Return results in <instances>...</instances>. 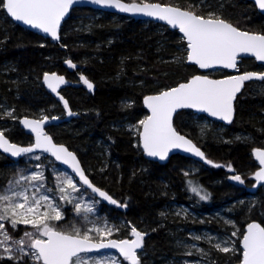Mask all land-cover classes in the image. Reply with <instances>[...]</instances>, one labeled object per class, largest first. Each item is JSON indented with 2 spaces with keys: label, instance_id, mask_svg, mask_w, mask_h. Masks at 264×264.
<instances>
[{
  "label": "trees",
  "instance_id": "1",
  "mask_svg": "<svg viewBox=\"0 0 264 264\" xmlns=\"http://www.w3.org/2000/svg\"><path fill=\"white\" fill-rule=\"evenodd\" d=\"M125 1L174 5L204 17L213 8L220 13V18L239 29L264 34V15L246 0ZM60 35V45H55L50 39L14 23L0 7V119L8 122L0 126L8 128L4 133L13 142L29 145L32 137L20 128L21 117L63 114V107L45 90L42 78L48 72H58L77 81L76 74L69 73L64 66L70 57L79 66L78 71L95 84L96 90L91 94L82 87L64 88L62 94L79 117L50 127L48 133L57 143L75 151L92 181L127 210L103 206L148 233L145 248L155 262L144 264H163L162 256L173 255L170 242L176 225L163 215L173 198L185 202L189 196L198 202L197 193L192 191L195 187L209 194L210 203L216 206L235 193L227 190L226 181L219 185L229 174L240 175L248 185L253 182L252 174L258 165L252 151L264 148V80L246 83L236 100L235 119L229 126L214 121L204 125V116L188 110L176 115L175 127L202 148L207 159L222 165L216 169L209 164L206 170L185 175L178 168L190 163V159L176 155L165 165L149 161L144 158L140 144L135 146L136 138L115 127L124 119L146 117L144 97L177 86L200 73L195 65L187 64V43L179 32L150 21L79 7L72 10ZM239 69L240 72L263 70L250 58L243 59ZM226 74L218 71L210 76L219 78ZM128 102L132 105H127ZM7 110H11L15 120L11 127L8 124L12 118ZM100 140L105 143L109 162L114 165L97 176L89 173L88 168L94 167L96 171L104 159L87 160L83 152L88 151L92 156L99 154ZM43 158L51 159L44 154ZM9 162L6 156L0 157V182L8 176ZM262 188L253 194L261 193ZM234 216L241 235L252 220L264 225V193L259 196L256 209L246 214L237 212ZM62 231L70 232L67 228ZM121 237L125 239L127 234L124 232ZM215 257L218 264H237L242 255L229 258L227 254L217 253Z\"/></svg>",
  "mask_w": 264,
  "mask_h": 264
},
{
  "label": "snow or ice",
  "instance_id": "2",
  "mask_svg": "<svg viewBox=\"0 0 264 264\" xmlns=\"http://www.w3.org/2000/svg\"><path fill=\"white\" fill-rule=\"evenodd\" d=\"M75 2L76 0H0V7L5 9L14 20L22 21L26 25L50 34L53 39H58L57 30L60 23L70 6ZM91 2L107 7H115L120 11L141 12L144 15L164 20L174 28L178 27L187 40V48L190 49L187 53V61L198 65L201 69L217 66L236 69L238 57L242 53L251 54L256 60L264 62V34H250L240 31L215 13H209L207 17H204L189 10L161 6L156 3L137 5L135 3H121L120 0H91ZM256 2L260 8L264 9V0H256ZM69 64L74 67L71 62ZM253 77L264 80V73H246L229 76L223 80H212L207 76L197 75L189 82L182 83L178 87L162 91L159 95L147 97L145 104L151 110L152 115L139 121L143 128L140 136L144 151L148 156H158L161 160H164L169 149L183 148L185 151L204 159L206 163L212 164L213 162L207 160L199 148L175 131L172 126L173 113L180 108H193L231 122L234 110L233 101L236 94L240 91L243 82ZM81 79L84 78L81 77ZM44 81L55 92L58 84L64 82V78L55 74L50 76L46 73ZM84 83L89 89L93 87L86 79H84ZM65 107L67 108L66 102ZM68 114L73 115L71 111ZM8 115H11V113L9 112ZM46 120L45 117L42 120L24 119L21 121L25 127L30 128L36 134L34 146L18 147L9 143L4 138L3 133L0 132V148L5 152H10L12 156L31 153L36 148L51 152L57 160L72 167L83 184L91 188L93 192L98 193L100 197L116 204L115 200L91 184L73 153L63 146L53 144L51 138L42 133L41 125ZM254 155L259 159L260 164L264 165V151L256 150ZM35 159H39V156ZM213 166L220 167V165ZM23 179L40 181L43 176L42 174H34L25 176ZM230 179L243 183L239 175L230 177ZM255 179L258 182L264 181V169L255 174ZM69 188L73 192L79 191L77 184L71 178L64 179L58 185L62 199H69L67 194ZM39 191V187H36V192ZM192 191L198 195L200 194L195 187L192 188ZM16 197L20 198V202H14ZM200 199H207V194L200 195ZM41 201L47 202L46 206L51 209V212L55 213L54 216H50L47 211H39L42 207ZM0 205H3L0 207V221H9L13 229L16 228L18 223H31L40 236L47 237L46 240L33 238V233H24L25 236L30 238L28 247L34 250L31 253L32 257L37 261H42L43 264H84V261L79 258V254L89 252L95 248L117 249L123 259L128 261V264H139L136 250L142 247L143 234L135 227L131 228V236L134 239L108 240L107 243H104L103 239L112 235V227L88 228L81 234L79 228L74 227L71 232H66L57 231L54 227L49 226L47 220L59 221L62 216L60 211L49 202L47 195H41L37 199L35 197L30 198L23 192L12 191L11 195L5 192L0 194ZM85 210L89 213L93 211L91 207ZM76 211L77 213L80 212L79 204L76 205ZM29 216L34 217V219H28ZM41 217L43 220L40 219ZM93 231L100 237V242H91L92 237L89 233ZM0 232H3L5 241L10 239L3 223H0ZM16 243L21 245L18 251L25 256L28 255L23 247L24 241L21 239ZM242 245V264H264V227L257 223L249 224L246 234L243 235ZM215 247L223 252L232 250L227 246L221 248L220 244L215 245ZM11 251V248L4 247V252L11 253ZM74 257L77 259L73 260ZM3 258L5 257H0V259ZM6 258L9 260L14 259L12 255H8Z\"/></svg>",
  "mask_w": 264,
  "mask_h": 264
},
{
  "label": "rangeland",
  "instance_id": "3",
  "mask_svg": "<svg viewBox=\"0 0 264 264\" xmlns=\"http://www.w3.org/2000/svg\"><path fill=\"white\" fill-rule=\"evenodd\" d=\"M209 9V8H208ZM209 13H215L221 17L219 12L209 9ZM218 71H212L209 73L213 74ZM129 103V102H128ZM127 105H132L129 103ZM12 120L10 124H15L13 121L11 110H7ZM65 114H55L53 116L63 117ZM45 115H43L44 117ZM145 116L138 118L137 120L124 119L118 122L115 127L118 130H123L129 132L132 137L136 138L135 146L139 143V134L142 126L139 124V121L144 120ZM0 123H8L3 121V118L0 119ZM19 124V123H18ZM204 125H209L210 120L206 118L203 120ZM8 128H2L0 126V132H5ZM98 150L100 153L92 156L89 152H83L87 160L98 161L99 159H104L102 164L98 166L96 171L94 167H89V173L100 175L104 173L108 168H113L114 163L109 162V151L106 148V145L101 140L98 142ZM103 153H101V151ZM0 153V157H4ZM39 156V159L35 157ZM95 157V158H94ZM213 163V165L221 164L214 162L211 159H208ZM8 176L6 180L0 182V194L7 192L12 194V191L23 192L28 195L30 198L35 197L39 198L41 195H47L49 197V202L53 207L57 208L62 216V219L59 221L54 219H49L46 222L49 226H52L57 231H62V228H67L70 232L75 228H79L81 234L88 228L93 227H112L113 232L111 236H107L103 241L110 239H119L122 240L121 234L126 233L127 237L125 239H132L131 228L135 227L140 233L143 234L144 243L148 237V233L140 229L137 226L129 224V222L121 215H113L111 210L103 206V203L93 196L87 189L83 187L82 184L68 171L63 169L59 164H57L53 159L43 158V154L30 155L25 157L19 162L10 161L7 164ZM208 166L203 165L197 161L191 160L188 164H182L178 168L179 172L185 175H192L198 173L202 170H206ZM101 169V170H98ZM94 170V171H93ZM110 171V170H109ZM253 173V172H252ZM34 174H42L43 179L40 181H30L23 179L25 176H31ZM254 175V173L252 174ZM236 176V174L231 173L229 176L225 177L223 180H220L219 185H224V181L227 183V190L235 192L234 194L227 197V199L222 201V204L214 205L211 204V196L202 190H198L200 193L197 194L199 198L198 202L192 200L191 197H187L185 202L173 198L168 207H166L165 212H163L164 217L171 219V222H174L176 225L174 233L171 235L172 241L171 247L173 250V255L170 257L162 256L160 261L163 264H218V261L215 257L217 253L227 254L229 258H233L238 254L242 255V247L240 244L241 228L237 221L235 220V214L237 212L250 213L253 209L258 207L259 196L264 193V186L261 189V193H254L252 188L255 184V181L248 185L245 183L244 178L241 177L243 183L230 179V177ZM71 178L74 183L77 184L79 188L78 192H73L70 188L67 189V194L69 199L64 200L61 198V193L59 192L58 185L62 183L64 179ZM106 181H109V178L106 177ZM217 183H215L216 185ZM36 187H39L40 191L36 192ZM11 189V191H9ZM207 194V199L201 200L200 195ZM70 201V202H69ZM14 202H20V198L16 197ZM42 207L39 209L40 212H49L50 216H54L55 213L51 212V209L47 208V202L41 201ZM80 205V212L77 213L76 205ZM202 204H205L202 206ZM3 205H0L2 207ZM66 207L68 210H66ZM91 207L92 212H87L85 209ZM28 219H34V217L29 216ZM43 220V218H40ZM5 225V230L8 232L10 239L5 241L3 232H0V257H5L0 259V264L3 262H13L18 264H43L42 261L35 260L31 253L33 249L28 247L30 243V238L25 236V232L33 233V238L46 239V236H40L37 232V229L33 227L31 223L24 224L18 223L16 228L13 229L9 221H0ZM179 224V225H178ZM187 225V226H186ZM235 233V235H233ZM93 241L100 242V237L93 231L89 233ZM24 241V250L28 255H23L18 249L21 247L16 241ZM220 244L221 248L227 246L230 250L229 252H223L215 247V245ZM7 246L11 248V253L4 252V247ZM12 255L14 259L9 260L6 257ZM139 264L154 263L155 261L148 253L147 249L144 246V249L138 254ZM79 258L84 261V264H126L128 261H125L119 257L116 253H82L79 255ZM74 258L73 260H76ZM229 264V262H228Z\"/></svg>",
  "mask_w": 264,
  "mask_h": 264
},
{
  "label": "water",
  "instance_id": "4",
  "mask_svg": "<svg viewBox=\"0 0 264 264\" xmlns=\"http://www.w3.org/2000/svg\"><path fill=\"white\" fill-rule=\"evenodd\" d=\"M246 1H249V2H252L255 4V6L257 7L258 11L264 15V9L260 8L259 5L257 4L256 0H246ZM121 3H125V4H137V5H142L143 3H140V2H127L125 0H120ZM147 3H151V2H147ZM155 3V2H154ZM156 4H160L161 6H169V7H178V6H174V5H166V4H162V3H156ZM79 7H87V8H91L93 10H97V11H103V12H107V13H111V14H115V15H119V16H124V17H127V18H131V19H134V20H140V21H150V22H153V23H156V24H160V25H164V26H167L169 27L171 30H174V31H178L179 34L183 37V39L185 40V42L187 43V40L186 38L183 36V33H181L179 31V28H174L173 26L169 25L166 21L164 20H160L154 16H147V15H144L143 13L141 12H126V11H120L118 8H115V7H107V6H103V5H98V4H94L91 2V0H76L75 3H73L68 12L65 14L64 18L62 19L61 23H60V26L58 28V39H53L52 36L50 34H47V33H44L43 31L39 30V29H36V28H33L31 27L30 25H26L24 24L22 21H16L14 20L7 12V15L8 17L14 22L16 23L17 25H20L21 27H24L25 29H28L29 31L33 32V33H36L46 39H50L52 41L53 44L55 45H60V41H61V29L65 23V21L69 18L71 12L73 9L75 8H79ZM180 8L181 10H186V9H183L181 7H178ZM6 11V10H5ZM196 14V13H195ZM228 22V21H227ZM230 23V22H228ZM232 24V23H230ZM234 27H236L234 24H232ZM237 29H239L238 27H236ZM240 31H244V30H241L239 29ZM245 32H248L250 34H261V33H254V32H249V31H245ZM188 49V48H187ZM190 51V49H188V52ZM246 58H250V59H254L256 61V63L258 65H260L261 67H263L264 69V62L262 61H258L256 60V58L254 56H252L251 54H245V53H242L239 55L238 57V60H237V68L236 69H231V68H223V67H220V66H217L215 68H209V69H201L198 65L194 64V63H191V62H188L187 61V64H190V65H195L198 70L200 71L199 74H196L194 76H197V75H201V76H207L209 79H212V80H223V79H226L228 78L229 76H235V75H241V74H246V73H264V70L263 71H246V72H240L239 70V63H241V61L243 59H246ZM69 62H71V65H74V67H71ZM64 66L66 67V69L68 70L69 73H74L76 74V77H77V81H72V80H69L68 77L62 73H58V72H48L47 74H49L50 76L52 74H55L56 76L58 77H63L64 78V82L63 83H60L58 84L57 86V89L55 92H53L51 90V88L48 87L47 83H45L44 81V76L42 78V83H43V86L45 88V90L51 94V96L61 104V106L63 107L64 109V112H65V116L64 117H58V116H52V117H49V116H45L47 118V120L45 122L42 123L41 125V130H42V133L48 137L51 138V141L53 144L57 145V146H63L64 148H66L69 152L73 153L75 156H76V159L77 161L79 162V166L80 168L83 170L84 172V175L87 177V179L91 182V184L100 189L101 191L105 192L108 196H110L105 190H103L102 188L98 187L93 181L92 179L90 178V176L88 175L87 173V170L85 169V167L83 166L78 154L71 150L68 146H66L65 144H61V143H57L53 136L48 133V129L52 126H55V125H59V124H63V123H67V122H70L71 120L73 119H76L79 117V114L78 112L76 111H73L72 108L70 107V104H69V101L67 100V98L62 94V90L64 88H67V87H73V88H84L88 91V93H91V94H94L95 90H96V86L95 84L90 80L88 79V77L83 74V73H80L78 70H79V66L77 64H75L71 59L70 57H68L65 61H64ZM211 71H224L226 72L227 74L223 77H219V78H214V77H211L208 75L209 72ZM45 75V74H44ZM194 76H192L191 78H189L187 81L185 82H182V83H187L189 82ZM81 77H83L84 79H86L89 83L92 84V88L89 89L87 87V85L84 83V79H81ZM253 81H262V79H258L256 77H253L252 79L250 80H246L243 82L242 84V87L240 89V91L236 94V97L233 101V116H232V120L231 122H228V121H225L219 117H216V116H212L210 115L209 113L207 112H203V111H198L196 109H193V108H180V109H177L174 113H173V116H172V126L173 128L175 129V131L179 134V135H182L185 139L189 140L192 144H194L197 148L200 149L201 152L204 153V157L206 158V152L200 148L191 138H189L188 136H186L185 134L181 133L176 127H175V124H174V120H175V117L176 115L181 112V111H192L193 113L197 114V115H202L204 116L205 118L211 120V121H214V122H218L224 126H229L233 123L234 119H235V114H236V100L238 98V96L243 92L245 86H246V83H249V82H253ZM180 83V84H182ZM180 84H178L177 86H174V87H178ZM172 87V88H174ZM171 88L169 89H165V90H170ZM165 90H162V91H165ZM161 91V92H162ZM161 92L159 93H156V94H152V95H148L146 97L143 98V107L144 109L147 111V116H151L152 113H151V110L147 107V105L145 104V99L149 96H155V95H159ZM65 102L67 103V108L65 107ZM69 111H71L73 113V115H69ZM45 117H39V118H33V117H28V116H23L19 119V126L20 128L24 131L25 134L29 135L32 137V143L29 144V145H23V144H18L16 142H13L5 133H3V136L5 139H7L9 141V143L11 144H15L17 145L18 147H31V146H34L35 143H36V134L34 132L31 131L30 128L28 127H25V125L23 123H21L22 120L24 119H28V120H42L43 118ZM55 118V119H54ZM145 118V119H146ZM143 131V128H141V131L140 133H142ZM139 142H140V149L143 153V156L145 159L149 160V161H152V162H155V163H158L160 165H165L169 162L170 158L173 157V156H176V155H181V156H184L188 159H191L193 161H197L199 163H202L203 165H208L209 163H206L204 159H201L199 156H196L194 155L193 153L191 152H187L185 151L183 148H171L169 149L168 151V154L166 156V158L164 160H161L158 156L156 157H153V156H148L147 153L144 151V148H143V141L141 139V136L139 134ZM256 150H260V151H264V148H256L253 150L252 152V156H253V159L254 161L257 163V165L259 166L258 169L256 170V172L254 173L253 175V179L255 181V184L253 186V190H257L259 188H261L262 186H264V181H257L255 179V174L258 172V171H261L262 169H264V165H261L260 162H259V159L254 155V152ZM0 153H2L3 155H5L10 161H13V162H19L21 161L22 159H24L25 157L27 156H30V155H36V154H40V153H43L44 155L52 158L57 164H59L63 169H65L66 171L70 172L77 180L79 183H81L83 185V187L85 189H87L93 196H95L97 199H99L100 201H102L103 204H106V205H110V206H115V207H118L119 209H121L122 211H126L127 210V207L125 205H122L120 204L119 202H117L116 200V204H112L110 203L108 200H105L103 197H100L98 193L96 192H93L91 188H89L87 185L83 184V182L80 180V177L79 175L73 171L72 167H70L69 165L67 164H64L62 163V161L60 160H57L52 154L51 152H45L43 151L42 149H39V148H36L33 152L31 153H22L20 154L19 156H12L10 152H5L3 151L2 148H0ZM207 159V158H206ZM111 197V196H110ZM111 199H113L111 197ZM114 200V199H113ZM251 223H257L259 224L260 226L264 227V225H262V223H260L259 221L257 220H252L250 221L246 226H245V229H244V234H246L247 232V227L249 224ZM243 234V235H244ZM47 239V237H46ZM45 239V240H46ZM134 239V237L132 238ZM242 239L243 237L241 238V247H242V253H243V245H242ZM110 240H119V239H110ZM108 240L106 241H103L104 243H107ZM92 243H97V241H93L91 240ZM144 249V240H143V244H142V247L140 249H137V254H139L142 250ZM82 253H116L119 255V257L123 258L120 253L118 252L117 249H114V248H95L89 252H82ZM80 253V254H82ZM79 254V255H80ZM75 258V257H74ZM139 258V257H138ZM242 260H243V256L241 258V261L238 262L237 264H242ZM43 263V262H42Z\"/></svg>",
  "mask_w": 264,
  "mask_h": 264
}]
</instances>
